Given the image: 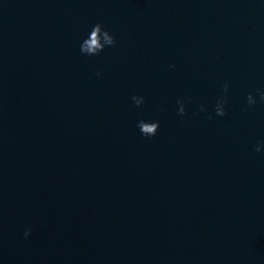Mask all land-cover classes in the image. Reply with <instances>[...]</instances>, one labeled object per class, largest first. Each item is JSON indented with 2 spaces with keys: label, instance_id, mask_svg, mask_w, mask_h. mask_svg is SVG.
<instances>
[{
  "label": "water",
  "instance_id": "95a60500",
  "mask_svg": "<svg viewBox=\"0 0 264 264\" xmlns=\"http://www.w3.org/2000/svg\"><path fill=\"white\" fill-rule=\"evenodd\" d=\"M257 89L264 0H0V264H264Z\"/></svg>",
  "mask_w": 264,
  "mask_h": 264
},
{
  "label": "clouds",
  "instance_id": "9594fccd",
  "mask_svg": "<svg viewBox=\"0 0 264 264\" xmlns=\"http://www.w3.org/2000/svg\"><path fill=\"white\" fill-rule=\"evenodd\" d=\"M116 40L113 35L110 34L108 30H106L102 23H96L91 31L90 34L82 41L80 45V52L87 56H95L99 55L106 47H112L115 46ZM169 68H175V65H169ZM96 75L99 77L101 74L98 72ZM230 84L228 82H225L222 86L221 94L218 96L216 102H215V115L223 117L225 116L226 110L225 106L228 103V92H229ZM256 96L259 97V102L264 103V89H257L256 90ZM256 96H254L252 93H249L246 97L247 105L243 109L244 111H247L249 107H252L258 103ZM132 101L135 104L136 107H140L145 103L144 97L139 95H133ZM185 101L188 103H191V97H184L177 100L178 105V111L177 114L179 116L186 115V104ZM163 111V109H160ZM200 112H206L207 109L204 105L199 106ZM208 119H212V115L209 114ZM137 127L139 128L141 134L144 137H152L155 136L160 125L158 121L152 122V121H145L140 120L137 122ZM262 150H264V141H260L256 147L255 151L257 153H260ZM31 234V229H26L24 232V237L27 238Z\"/></svg>",
  "mask_w": 264,
  "mask_h": 264
}]
</instances>
